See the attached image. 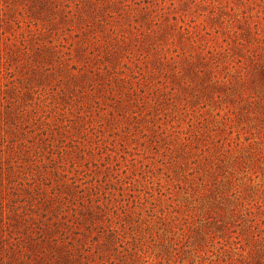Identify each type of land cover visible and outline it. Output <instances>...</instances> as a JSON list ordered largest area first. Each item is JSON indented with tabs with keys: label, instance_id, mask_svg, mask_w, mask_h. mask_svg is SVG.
I'll return each instance as SVG.
<instances>
[{
	"label": "rangeland",
	"instance_id": "obj_1",
	"mask_svg": "<svg viewBox=\"0 0 264 264\" xmlns=\"http://www.w3.org/2000/svg\"><path fill=\"white\" fill-rule=\"evenodd\" d=\"M49 1L0 0V264H264V0Z\"/></svg>",
	"mask_w": 264,
	"mask_h": 264
},
{
	"label": "trees",
	"instance_id": "obj_2",
	"mask_svg": "<svg viewBox=\"0 0 264 264\" xmlns=\"http://www.w3.org/2000/svg\"><path fill=\"white\" fill-rule=\"evenodd\" d=\"M55 1L56 0H50L49 1V3L52 5V7L54 8V9H56L58 6H57V4L55 3ZM64 7H68V5L67 4H64L63 5ZM42 9H40L39 11H37V12H33L31 9L30 10H28V13L26 12V17L28 18V21L26 22V25L27 26H29V25H32V26H34V27H36L37 25H40L41 27H43L44 26V23H38V21L40 20V17H38V15L37 14H39V13H42V12H40ZM0 11H1V9H0ZM71 11V10H70ZM70 11H67V13L66 14H68V13H70ZM19 15V14H18ZM62 18L63 19H65L66 18V15H62ZM42 19V18H41ZM52 20H55L54 19V17H52L50 20L49 19H45L44 21H46V22H50V21H52ZM16 24H18V22H16ZM3 33H0V35H2ZM95 37H93V39H94ZM20 42H24V40H20ZM95 42H97V40H95ZM252 57H254V55H252ZM246 98L247 99H251V98H253V97H251V96H246ZM260 101H264V96L263 97H261V99H260Z\"/></svg>",
	"mask_w": 264,
	"mask_h": 264
}]
</instances>
